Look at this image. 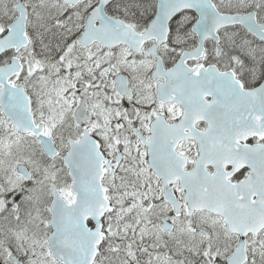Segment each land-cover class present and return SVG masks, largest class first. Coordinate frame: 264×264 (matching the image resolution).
I'll list each match as a JSON object with an SVG mask.
<instances>
[{
	"label": "snow or ice",
	"instance_id": "snow-or-ice-1",
	"mask_svg": "<svg viewBox=\"0 0 264 264\" xmlns=\"http://www.w3.org/2000/svg\"><path fill=\"white\" fill-rule=\"evenodd\" d=\"M0 264H264V0H0Z\"/></svg>",
	"mask_w": 264,
	"mask_h": 264
},
{
	"label": "flooded vegetation",
	"instance_id": "flooded-vegetation-1",
	"mask_svg": "<svg viewBox=\"0 0 264 264\" xmlns=\"http://www.w3.org/2000/svg\"><path fill=\"white\" fill-rule=\"evenodd\" d=\"M251 142V141H250Z\"/></svg>",
	"mask_w": 264,
	"mask_h": 264
}]
</instances>
